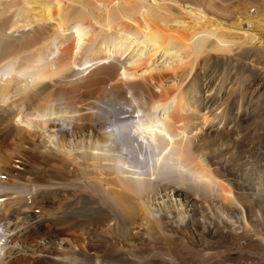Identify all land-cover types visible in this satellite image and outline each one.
Returning <instances> with one entry per match:
<instances>
[{
	"label": "bare ground",
	"instance_id": "1",
	"mask_svg": "<svg viewBox=\"0 0 264 264\" xmlns=\"http://www.w3.org/2000/svg\"><path fill=\"white\" fill-rule=\"evenodd\" d=\"M205 1L0 0V264L264 258V3Z\"/></svg>",
	"mask_w": 264,
	"mask_h": 264
},
{
	"label": "rangeland",
	"instance_id": "2",
	"mask_svg": "<svg viewBox=\"0 0 264 264\" xmlns=\"http://www.w3.org/2000/svg\"><path fill=\"white\" fill-rule=\"evenodd\" d=\"M204 1V0H203ZM202 0H201V2H203ZM207 1V0H206ZM205 1V2H206ZM219 1V2H218ZM222 0H217L216 2L217 3H220ZM224 2H232V4H230L229 3V5L231 6L232 5V7L233 6H235L240 0H223ZM253 2H260V3H264V0H252ZM204 2V3H205ZM228 4V3H227ZM234 4V5H233ZM263 40V43H264V38L262 39ZM261 40V41H262ZM250 56L251 55H253V57L255 58V62L252 64V69H256L255 70V73L256 74H258L259 72H260V70L262 69V67L261 66H263L264 65V47L263 48H260V47H256V48H254V49H252L251 51H250V54H249ZM239 59H242L240 62L242 63V62H245V60L243 59V57L241 56V57H239ZM263 64H262V63ZM246 63H248V62H246ZM261 64V65H260ZM264 71V70H263ZM250 98H252V97H250ZM263 98V99H262ZM261 99L263 100V101H261V103L262 102H264V97H262ZM254 105V104H253ZM253 105L251 104V105H247L248 107H247V117L248 116H250L251 114H252V112L254 111V108H253ZM237 111V110H236ZM245 111V110H244ZM259 110H257V111H255L256 113L258 112ZM255 113V114H256ZM262 114H263V117H261V118H259V119H257L258 120V122L259 123H263L264 124V112H262ZM243 115V114H242ZM254 123V124H253ZM250 124H253V126L254 125H256L255 124V122H254V120H243V127L244 126H246L247 127V125L249 126ZM252 126V127H253ZM245 128V127H244ZM214 130H216V128L215 129H211L210 131L211 132H214ZM210 131H208V132H210ZM251 132H253L252 133V135H250V136H252V137H254V136H256V134H258V132H254V131H251V130H249V131H247V132H242V134H240L239 135V139H242V137H244L245 135H249V134H251ZM264 132V130H261L260 131V133L262 134ZM249 133V134H248ZM245 134V135H244ZM251 145V144H250ZM228 150V152L229 153H232L234 150H233V147H229V149H227ZM249 154V153H248ZM248 154H246V155H244L243 157H242V160H240V161H237V162H235V161H233V162H227V164L229 165V166H232V167H235L237 164H239L240 163V167L241 168H236V171H238V170H240L238 173L239 174H241L242 175V172L244 171H246V169H250V165H247L250 161H251V159L248 157ZM236 164V165H235ZM263 164H264V162H263ZM256 167V166H255ZM263 169H264V167H263ZM255 174H257V175H262V176H264V171H261V168L259 167V168H257V170L255 171ZM244 179V178H243ZM263 181H264V177H263V179H262ZM242 182H243V180H242ZM241 182V183H242ZM257 182H259V180H255V183H257ZM213 235H215V234H210V233H205V235H204V243L203 244H201V245H197V244H195L194 246H192V248L191 247H188L189 248V250H186V249H188V248H185V250H182L181 252H180V256L178 257V259H179V261H177L176 263H167L163 258H160V260L162 261H159L158 259L159 258H156V259H154L153 261H154V263L155 264H206V263H203V262H201V260L199 259V250H210V251H213V252H218V251H221V250H224V249H229V248H231V250L233 251V253H232V255H231V257H233L232 259H233V264H264V258H261V257H258V256H254V257H249V258H246V257H244L243 256V253L240 251V248L241 247H244L245 245L247 246L250 242H254V239H249V240H247V241H245V244L243 243V244H239V245H235V244H233V241H231L232 239V237H229V235H227V236H223V235H220V236H222V237H220V236H218V235H215V236H213ZM226 237V238H225ZM228 238V239H227ZM230 238V239H229ZM236 242H240V241H236ZM254 246V247H253ZM221 249V250H220ZM261 248H260V246L258 245V244H253L252 246H251V250L252 251H258V250H260ZM184 253V254H183ZM165 261V262H164ZM213 264H228V263H225V262H223L222 260L221 261H218V262H214Z\"/></svg>",
	"mask_w": 264,
	"mask_h": 264
},
{
	"label": "snow or ice",
	"instance_id": "3",
	"mask_svg": "<svg viewBox=\"0 0 264 264\" xmlns=\"http://www.w3.org/2000/svg\"><path fill=\"white\" fill-rule=\"evenodd\" d=\"M139 159L140 160H145L146 158L144 156H141V157H139ZM148 159L152 160L153 163L155 162L154 159L151 158V157H148ZM146 163H147V161H146ZM147 170H148L147 167H145V171H147ZM165 173H166V170H165V172H162L161 176L163 177L165 175ZM149 179H153L154 180V179H156V177L150 176Z\"/></svg>",
	"mask_w": 264,
	"mask_h": 264
}]
</instances>
